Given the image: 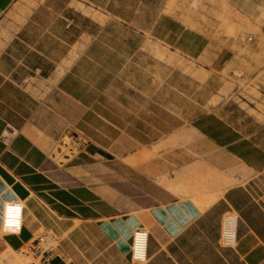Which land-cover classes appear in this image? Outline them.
I'll use <instances>...</instances> for the list:
<instances>
[{
	"label": "crops",
	"instance_id": "0c3cea01",
	"mask_svg": "<svg viewBox=\"0 0 264 264\" xmlns=\"http://www.w3.org/2000/svg\"><path fill=\"white\" fill-rule=\"evenodd\" d=\"M53 1L40 0L7 29L23 1L0 0V214L5 204L24 206L19 234L0 230L4 249L32 251L44 228L57 247L33 252L29 264H96L110 249L121 264H264L256 179L264 178V127L250 131L224 108L209 109L212 76L239 68L244 43L220 46L209 25L173 0L169 15L159 8L141 23L137 8L127 14L111 0L100 20L73 0ZM204 2L229 11L253 48L264 43V0ZM179 57L195 64L193 73ZM195 84L205 101H195ZM70 133L83 143L71 141L73 151L57 157ZM164 162L177 168L172 184L190 167L249 178L201 208L159 181ZM226 213L238 217L234 247L220 243ZM138 228L149 233L144 263L131 259ZM98 239L104 246L92 254Z\"/></svg>",
	"mask_w": 264,
	"mask_h": 264
},
{
	"label": "rangeland",
	"instance_id": "374dc122",
	"mask_svg": "<svg viewBox=\"0 0 264 264\" xmlns=\"http://www.w3.org/2000/svg\"><path fill=\"white\" fill-rule=\"evenodd\" d=\"M23 5L18 9L17 15H13V19L6 22L5 27L8 29L17 21H22V16L30 12L31 8L37 6L40 0H22ZM65 0H54L55 5H59ZM73 0V5L83 11L84 13L93 16L94 18L105 19L101 14L108 9L109 5L116 10L123 11L124 13H129L138 9V13L135 15V23L149 22L155 15L159 12V8H162L163 15H169L171 13V6L169 0H151L150 4L143 6L140 4V0ZM205 0H173L174 8L177 7L178 10L187 11L190 18L201 21L205 25H209L210 31L213 32V37L219 38V45H225L226 42L241 41L244 43L243 48L240 49V54L243 56L242 63L239 64V68L234 69V71H224L223 73L212 76V82L210 83V96L211 100L209 103V109L211 111H218V108H224L225 111L223 115L235 122L236 124H241L243 128L250 131H258L260 125L264 127V43L259 44L258 50L253 48V46L248 41L249 37L239 36V30L235 27L231 16L232 14L226 9L221 11L210 10L204 2ZM109 3V4H108ZM169 27V22L166 23ZM6 37V36H5ZM8 38V36L6 37ZM227 40V41H226ZM178 65L184 71L191 72V67H195L194 63H190L186 67V60L182 57L178 59ZM195 75V74H193ZM178 79H183L178 77ZM181 84V80H179ZM217 90V91H215ZM195 91V101L198 100L205 101L207 94L197 90V85H194ZM201 111V108L195 105L194 113ZM61 141L56 149L55 153L57 157L63 158L64 154H70L69 145L71 141L81 139L78 133H70ZM66 145H62L63 143ZM83 142V140H82ZM161 149V148H159ZM157 149L156 151H158ZM186 178L180 177L176 184L170 183V178L176 175L177 168L173 163L163 164L162 175L159 177V181L165 185L168 189V185L172 187H178L181 189H187L193 195L212 193L219 189L220 185L224 186L227 182H231L230 186L226 185L223 188L228 189L231 186L244 183L248 178V174L240 170H230L225 173L216 174L211 170H200V169H185ZM184 172V170H183ZM223 181H222V180ZM259 187L262 192H264V178L256 177ZM182 180V181H181ZM222 182V183H221ZM189 183L193 184V187ZM198 193H197V192ZM211 191V192H210ZM222 191V190H221ZM186 197V196H185ZM23 210L21 219L23 221ZM7 233V231H2ZM36 243L33 250H30L31 245L25 247L22 251L14 252L10 249H4V246L0 244V264H21L19 260L23 261V264H29L33 261V252L40 250L51 251L57 247V237L52 230H47L41 228L36 233ZM95 238H98L95 235ZM99 240V239H98ZM49 244V245H47ZM103 243L99 240L98 243L92 247V254L95 250H102ZM98 252V251H97ZM112 254V250L105 252L96 264H121V261L115 257H109ZM26 255H29L28 258Z\"/></svg>",
	"mask_w": 264,
	"mask_h": 264
},
{
	"label": "built area",
	"instance_id": "2783aa9c",
	"mask_svg": "<svg viewBox=\"0 0 264 264\" xmlns=\"http://www.w3.org/2000/svg\"><path fill=\"white\" fill-rule=\"evenodd\" d=\"M77 143H83L82 140L77 139L74 140ZM73 142V141H72ZM72 146L73 144L70 143ZM62 145L67 144L64 142ZM73 151L72 148H70ZM139 236L145 239L144 243V259H135V251H134V243L136 241V237ZM148 242H149V233L145 228H138L134 231L132 237V247H131V259L135 263H144L147 259L148 252ZM220 243L226 247H234L238 243V217L234 213H226L223 216L221 223V234H220Z\"/></svg>",
	"mask_w": 264,
	"mask_h": 264
},
{
	"label": "bare ground",
	"instance_id": "6f19581e",
	"mask_svg": "<svg viewBox=\"0 0 264 264\" xmlns=\"http://www.w3.org/2000/svg\"><path fill=\"white\" fill-rule=\"evenodd\" d=\"M157 149H159V147H156L154 149V151H156ZM153 153H147L145 152V156L146 159L149 158L150 156H152ZM222 180V179H221ZM182 181V180H181ZM223 181V180H222ZM222 183V182H221ZM232 183L231 182H227L226 181V185L230 186ZM226 185H220L219 189L215 192L212 193H205L203 194H199V195H193V193L189 192V190L184 189L181 187H172L170 185H168V187L170 188L169 190L173 191L174 193L181 195V197H189L190 199H192L199 207L204 208L207 206H210L211 204H213L214 202H217V200L219 199L220 196L223 195V188L226 187ZM222 190V191H221ZM211 192V191H210ZM212 206V205H211ZM205 210V209H204ZM144 243H145V239L141 238L139 236L136 237V241L134 243V251H135V259H144ZM49 245V244H47ZM12 251V250H11ZM14 253V251H13ZM21 264H23L22 260H19Z\"/></svg>",
	"mask_w": 264,
	"mask_h": 264
},
{
	"label": "clouds",
	"instance_id": "9594fccd",
	"mask_svg": "<svg viewBox=\"0 0 264 264\" xmlns=\"http://www.w3.org/2000/svg\"><path fill=\"white\" fill-rule=\"evenodd\" d=\"M22 208L19 204H5L4 211L0 214V230L9 234H19L22 226Z\"/></svg>",
	"mask_w": 264,
	"mask_h": 264
}]
</instances>
